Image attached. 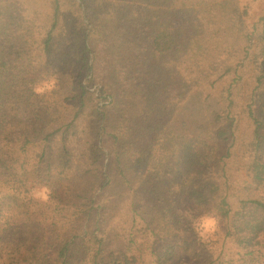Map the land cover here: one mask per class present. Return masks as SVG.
Wrapping results in <instances>:
<instances>
[{"label": "trees", "instance_id": "obj_1", "mask_svg": "<svg viewBox=\"0 0 264 264\" xmlns=\"http://www.w3.org/2000/svg\"><path fill=\"white\" fill-rule=\"evenodd\" d=\"M247 16L0 0V264H264V14Z\"/></svg>", "mask_w": 264, "mask_h": 264}, {"label": "rangeland", "instance_id": "obj_2", "mask_svg": "<svg viewBox=\"0 0 264 264\" xmlns=\"http://www.w3.org/2000/svg\"><path fill=\"white\" fill-rule=\"evenodd\" d=\"M241 4L247 7V22L251 25L253 22L257 21L264 14V0H241ZM264 66V61H261ZM46 190L42 191L45 194ZM207 231L212 232L214 229V221L212 219H207L203 222ZM186 263L190 262L186 260Z\"/></svg>", "mask_w": 264, "mask_h": 264}]
</instances>
